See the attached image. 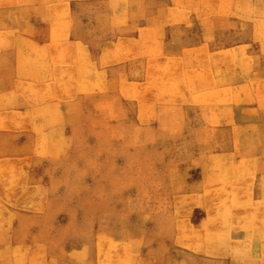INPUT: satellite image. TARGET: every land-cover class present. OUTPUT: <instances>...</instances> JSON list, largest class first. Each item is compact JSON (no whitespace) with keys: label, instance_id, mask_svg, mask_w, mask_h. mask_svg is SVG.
<instances>
[{"label":"crops","instance_id":"0c3cea01","mask_svg":"<svg viewBox=\"0 0 264 264\" xmlns=\"http://www.w3.org/2000/svg\"><path fill=\"white\" fill-rule=\"evenodd\" d=\"M104 96L189 131L166 159L239 209L224 257L264 264V0H0V264H83L62 162Z\"/></svg>","mask_w":264,"mask_h":264},{"label":"rangeland","instance_id":"374dc122","mask_svg":"<svg viewBox=\"0 0 264 264\" xmlns=\"http://www.w3.org/2000/svg\"><path fill=\"white\" fill-rule=\"evenodd\" d=\"M94 108V118L87 112L84 126L74 131V150L62 162L65 202L59 216L68 248L76 251L69 259L83 264L243 263L224 257L229 243L224 228L237 223L239 209L218 208L219 194L211 186L191 194L189 181L197 169L186 160L166 159L173 140L188 137L189 131L157 129L156 113L136 112L138 106L105 96Z\"/></svg>","mask_w":264,"mask_h":264}]
</instances>
